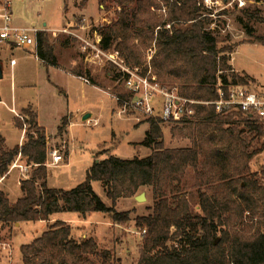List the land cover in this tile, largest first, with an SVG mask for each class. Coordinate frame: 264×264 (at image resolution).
I'll list each match as a JSON object with an SVG mask.
<instances>
[{
  "label": "trees",
  "instance_id": "1",
  "mask_svg": "<svg viewBox=\"0 0 264 264\" xmlns=\"http://www.w3.org/2000/svg\"><path fill=\"white\" fill-rule=\"evenodd\" d=\"M99 1L108 9L117 7L112 22L97 29L100 46L118 51L127 66L141 67L145 51L156 43L155 74L170 88L178 87L183 96L213 100L219 79L250 83L248 75L233 70L234 49L220 47L218 38L206 29L210 17L201 0ZM161 3L169 8L166 19L155 11ZM258 18L264 23V17ZM256 40L264 44V35ZM52 48L39 33L38 56L55 64ZM197 109L193 119L171 128L174 139L189 140L191 145L166 147L165 122L159 116L149 118L150 128L141 144L151 150L150 155L95 157L86 179L64 189L48 185L47 130L39 124L38 114L26 108L25 122L15 118L21 129L28 124L22 145L8 147L0 133V179L19 157L33 168L30 177L22 180V196L15 202L0 189V234L11 232L17 223L49 221L58 213L85 217L103 212L121 224L130 220L131 212L118 211V200L150 188L153 205L135 218L137 230L146 231L139 264H264V177L251 169V160L264 150V120L221 115L213 105ZM64 123L67 126L68 121ZM95 181L101 182L111 205L95 192ZM193 189L198 193L197 213L189 199ZM20 251L24 264L120 263L114 251L102 248L95 238L76 239L72 225L61 220Z\"/></svg>",
  "mask_w": 264,
  "mask_h": 264
},
{
  "label": "rangeland",
  "instance_id": "2",
  "mask_svg": "<svg viewBox=\"0 0 264 264\" xmlns=\"http://www.w3.org/2000/svg\"><path fill=\"white\" fill-rule=\"evenodd\" d=\"M201 2L208 9L207 15L210 17V21H206V29L218 38L220 47L230 46L234 49L231 65L240 72L234 71L248 75L250 83L247 86L254 91L264 92V44L256 42L258 36L264 35V23L258 18L264 17V0H246L243 7L233 0ZM69 6L67 3L65 12H74L75 18L69 22L70 25L47 29V40L53 47V52H60V60H77L76 68L78 67L79 72L86 75L90 73L96 85L93 80L86 84L80 77L46 65L47 61L38 56L35 48L8 49L4 52L0 50V65L4 70V77L0 80V133L6 138L8 146L14 147L24 143L27 139L28 124L22 129L19 128L16 126L15 117L23 121L22 108H30L37 114L38 110L35 108H38L39 124L47 130L50 151L58 150L64 157L60 164L52 165V156L49 155L48 163L51 165L48 166V184L53 188L64 189L74 188L86 179L87 171L94 163L95 157L105 159L109 155H115L123 159H133L144 158L151 153L150 149L141 144L149 129L148 124L136 126V123L147 122L145 116L139 111H131V115L139 113L141 121H137L134 117L117 114L119 106L115 97L133 96L127 83L128 75L110 58L109 53L114 50L106 51L109 54L106 56L98 53L93 47L101 41V36L96 30L112 22L116 17L117 7L114 5L108 9L103 4H92L88 11L92 16H89L82 14V10ZM155 11L164 19L168 17L169 8L166 3H161L160 8ZM63 12V0H15V15L19 25L30 26L36 23L37 28L43 29L46 28L44 22H48L47 28H54V21L61 22ZM170 27L171 23L167 25L168 29ZM58 35L70 41L71 45L63 46L57 40ZM84 40L91 45L86 44V47ZM156 53V43H153L145 51L144 64L141 67H125L134 70L137 76L146 75L151 80L156 78L163 84L153 69ZM64 66L59 63V67L66 68ZM16 113L19 115L16 116ZM86 114H91V118L85 121L83 117ZM65 119L68 121L67 126ZM60 126L62 130H59ZM173 126V123H165L163 126L165 145H191L189 140L178 141L172 137ZM23 134L24 139H21ZM257 142H254L255 147H258ZM69 145L70 154L66 159ZM251 162L252 171L259 172L260 177H264V152L259 157L255 156ZM17 169L0 183V189L10 194L11 201H16L22 195L19 185L22 174ZM32 171L31 167L25 173L30 174ZM93 187L105 203L112 204L101 182H93ZM142 193L146 194V200L137 201L136 196ZM136 196L118 200V211L131 212L130 220L121 224L112 222L110 215L103 212H92L86 218L78 213L61 214L72 225L76 239L82 240L86 235L94 236L102 248L115 250L116 257L120 258L119 264H139L144 234L137 230L135 218L150 211L153 198L150 188H142ZM189 199L192 210L197 213L199 199L196 189L190 190ZM45 230L47 223L43 221L24 222L18 227L15 226L14 235L7 232L0 235V243L7 242L12 246L10 251L0 246V255L8 253L9 258L14 257L11 264H23L21 246L31 243ZM0 264L10 263L6 258H0Z\"/></svg>",
  "mask_w": 264,
  "mask_h": 264
},
{
  "label": "built area",
  "instance_id": "3",
  "mask_svg": "<svg viewBox=\"0 0 264 264\" xmlns=\"http://www.w3.org/2000/svg\"><path fill=\"white\" fill-rule=\"evenodd\" d=\"M233 1H236L240 7L246 4V0ZM13 10V0H0V43L30 49L37 45L39 33L46 31L48 28L39 29L36 25H18L15 23ZM64 31L67 30L64 29ZM100 42L93 47L98 53L107 56L108 53L101 48ZM84 43L85 45H91L86 40H84ZM109 54L110 58H113L114 62L125 70L124 74L128 75L127 83L133 95L132 97H115L119 106L117 111L119 116H133L137 121H141L139 113L131 115L130 112L135 110L141 112L146 120L159 116L165 123L182 125L185 121L193 119L197 114V106L213 105L216 113L221 115L241 114L247 119L264 120V92L262 91H254L247 85L224 83L219 79L214 88L215 99L189 98L181 95L178 87L170 88L166 84H160L156 78L151 80L146 75L137 76V73L130 69L131 67H125L127 65H125L126 63L118 51ZM80 78L89 83V79ZM50 155L52 156V165H58L64 161L63 155L58 150L50 151ZM20 158L16 160V166L20 168L22 174L19 184L23 179L30 177V174L25 172L32 167V165L18 163ZM51 164L47 163L48 166ZM145 232L143 231V234ZM0 246L7 251L12 249L11 244L7 242L0 243Z\"/></svg>",
  "mask_w": 264,
  "mask_h": 264
},
{
  "label": "crops",
  "instance_id": "4",
  "mask_svg": "<svg viewBox=\"0 0 264 264\" xmlns=\"http://www.w3.org/2000/svg\"><path fill=\"white\" fill-rule=\"evenodd\" d=\"M13 2H14V20H15V23H17V19H16V15H15V0H13ZM67 3L70 5L69 7H73V8H76V9H79V10H82V14H86V15H89V13H88V11H89V8H90V6L92 5V4H95V5H97L98 3L100 4V5H102L101 3H100V1L99 0H63V4H64V12H63V19L61 20V22H58V21H54V28H48V29H58V28H60V27H62L63 25H66V24H68V25H70L71 23H69L70 21H72V19H74L75 18V14H74V12L71 14H67L65 11H66V8H67ZM84 9V10H83ZM68 16V17H67ZM89 16H92V14H90ZM19 25V24H18ZM23 26H28V25H26V24H22ZM33 25H36L37 26V24L36 23H33ZM31 26V25H30ZM44 26H46V28H47V26H48V22H44ZM97 31V30H96ZM43 34H44V36L46 37V38H48V36L49 35H47L46 33V31H43L42 32ZM56 35V34H55ZM39 36V35H38ZM59 37L57 38V40L60 42V43H62L63 44V46H68V45H71V43H70V41L68 42V41H66L65 39H64V37L61 35H58ZM68 37V36H67ZM49 41V40H48ZM16 48H19V47H15V46H13V45H11V44H1L0 43V50L1 51H6V50H8V49H10V50H14V49H16ZM33 49L35 48V50H36V52H38V38H37V45H35L34 47H32ZM32 48H30V49H32ZM24 49V48H23ZM30 49H24V50H30ZM46 49V48H45ZM53 55H54V57H55V60H56V63L55 64H50L49 62H47L46 63V65H48V66H53V67H55V68H57V69H59V70H62V71H64V72H66V73H70V74H73V75H75L76 77H88L87 79H89V81L90 80H93V84L94 85H96V82L94 81L95 79H93V77L91 76V74H90V76H88V75H86V74H82V73H80L79 72V70L76 68V66H77V63H76V61L77 60H75L74 58H71V59H69V61H67V62H64V60H60L59 58H60V52H53ZM60 61V62H59ZM49 63V64H48ZM59 63H62V64H64L65 66L64 67H66V68H61V67H59ZM233 65V64H232ZM1 68H2V66H1ZM233 70H236L237 72H240L239 70H237L235 67H234V65H233ZM2 72H3V77H4V70H3V68H2ZM242 75H244L243 73H241ZM3 79V78H2ZM81 79V78H80ZM1 80V79H0ZM82 80V79H81ZM52 83H54V82H52ZM83 83H86L84 80H83ZM86 84H90V83H86ZM97 87V86H96ZM260 92V91H259ZM1 95V94H0ZM1 98H2V96H1ZM2 101V100H1ZM29 106H32V105H29ZM27 107H24V108H22V111H24L25 109H26ZM35 108V107H34ZM36 110H38V122H40L39 121V109L38 108H35ZM19 115V113L17 114L16 113V116H18ZM130 117H133V116H130ZM16 118V117H15ZM84 118V117H83ZM70 123V122H69ZM144 123H147L148 124V126H149V128H150V125H149V123L148 122H143V123H136V126H139V125H141V124H144ZM40 125L41 126H43L41 123H40ZM70 125V124H69ZM68 125V126H69ZM44 127V126H43ZM68 130V129H67ZM149 130V129H148ZM147 130V131H148ZM24 133V132H23ZM68 133V132H67ZM165 138V137H164ZM21 139H24V134H23V137L21 136ZM165 140V139H164ZM175 140H178V139H175ZM178 141H181V140H178ZM143 142V141H142ZM141 142V143H142ZM6 144H7V141H6ZM23 143H21V144H19V145H22ZM8 146V145H7ZM8 147H10V148H13V147H11V146H8ZM15 147V146H14ZM167 147V146H166ZM147 148V147H146ZM147 149H149V148H147ZM263 152H264V150H263ZM262 152V153H263ZM261 153V154H262ZM69 154H70V145H69ZM151 154V153H150ZM149 154V155H150ZM260 154V155H261ZM260 155H258V156H256V157H259ZM69 157V156H68ZM68 157H66V159L68 158ZM52 158V157H51ZM18 163H20V164H24V165H26L27 164V162L25 161V159H23V158H20V160L18 161ZM252 163V162H251ZM18 167L16 166V161H15V163H14V165L11 167V169H10V171H9V173L5 176V177H3V178H1L0 179V183H3L6 179H7V177L14 171V170H16ZM19 172H21V170H20V168L19 169H17ZM20 185V184H19ZM49 185V184H48ZM22 192V191H21ZM8 193V192H7ZM9 194V193H8ZM22 196V195H21ZM20 196V197H21ZM9 197H10V194H9ZM19 197V198H20ZM11 199V198H10ZM12 202H15V201H12ZM80 215V214H79ZM90 215V214H89ZM88 215V216H89ZM81 216V215H80ZM83 218H86L87 216H82ZM58 220H61V221H65V222H67V223H69V221H68V219H66V218H64V217H62V214L61 213H58V214H54L52 217H51V219L49 220V221H43V222H45V223H47V229H48V227L51 225V224H53V223H55L56 221H58ZM70 224V223H69ZM20 225H22V223H20L19 225H15L16 227H18V226H20ZM13 230H14V228L12 229V231L11 232H9L8 230H6V231H4L3 233H5V232H7V233H10V234H12V235H14L13 234ZM46 231V230H45ZM2 233V234H3ZM141 233H143V232H141ZM2 234H0V235H2ZM89 237H92V238H95L94 236H88V235H86L85 236V238H89ZM13 238V237H12ZM96 239V238H95ZM97 240V239H96ZM98 241V240H97ZM99 243V242H98ZM107 249H109V250H112V251H114V253H115V250H113L112 248H109V247H106ZM116 254V253H115ZM10 256L8 255V253H4V254H1L0 255V258L1 259H3V258H6L8 261H9V263L11 264V263H13V258H9ZM10 261H12V262H10ZM22 261H23V259H22ZM24 264V263H23Z\"/></svg>",
  "mask_w": 264,
  "mask_h": 264
},
{
  "label": "water",
  "instance_id": "5",
  "mask_svg": "<svg viewBox=\"0 0 264 264\" xmlns=\"http://www.w3.org/2000/svg\"><path fill=\"white\" fill-rule=\"evenodd\" d=\"M3 78V72H2V68H1V65H0V79H2ZM2 100V98H1V95H0V101ZM91 118V114H86L85 116H84V120L86 121V120H88V119H90ZM136 200L137 201H145L146 200V194L145 193H142V194H140V195H138V196H136ZM20 223H17V225H19Z\"/></svg>",
  "mask_w": 264,
  "mask_h": 264
}]
</instances>
